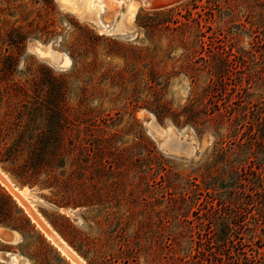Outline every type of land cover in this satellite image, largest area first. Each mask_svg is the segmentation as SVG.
I'll return each mask as SVG.
<instances>
[{"label":"rangeland","instance_id":"1","mask_svg":"<svg viewBox=\"0 0 264 264\" xmlns=\"http://www.w3.org/2000/svg\"><path fill=\"white\" fill-rule=\"evenodd\" d=\"M137 1L107 31L94 0H0V229L21 235L0 251L75 264L46 228L81 264L71 236L111 264H264V0Z\"/></svg>","mask_w":264,"mask_h":264},{"label":"bare ground","instance_id":"2","mask_svg":"<svg viewBox=\"0 0 264 264\" xmlns=\"http://www.w3.org/2000/svg\"><path fill=\"white\" fill-rule=\"evenodd\" d=\"M60 7L67 9L71 11L72 13L80 16L82 13L84 14V11L91 10V0H85L82 5L78 6L77 8L72 6L73 0H57ZM96 6H94V10L96 9V17L98 24L105 28L106 30L109 28V25L104 23L103 19L106 17L107 19L112 18V16L116 13V8L118 6L117 3H115L113 0H94ZM173 0H164L165 3L172 2ZM156 2H163V0H148L146 3L149 5H153ZM119 3V2H118ZM121 4V3H119ZM140 3L137 0H128L127 2V11H128V19L132 20L135 12L138 10ZM101 29V28H100ZM108 31V30H107ZM29 51H31L33 54H35L40 60L45 61L47 63H50L57 67L65 68L69 66L70 59L67 55L55 52L50 48L49 44H39L35 41H31L29 43ZM145 124L147 126V129L149 133L155 137L162 139V134H160L155 126H154V120L152 117H146L145 118ZM171 132V127L168 128L167 132ZM32 218L37 221V218L34 216V214L30 215ZM43 229V228H41ZM45 229L46 235L50 238L51 241L60 249V251L71 261H73L75 264H81L78 262V260L74 257V255L68 250V247H64L62 244L57 242L56 237L53 233L49 232V229ZM43 229V230H44ZM17 234V233H16ZM0 240L3 242H15L16 236L15 232L13 230L9 229H0ZM0 257L4 260L9 261L12 264H25L26 262H23L21 258H19L16 254H3ZM25 261V260H24Z\"/></svg>","mask_w":264,"mask_h":264},{"label":"trees","instance_id":"3","mask_svg":"<svg viewBox=\"0 0 264 264\" xmlns=\"http://www.w3.org/2000/svg\"><path fill=\"white\" fill-rule=\"evenodd\" d=\"M25 220L27 222H29V220H27L26 218H25ZM73 238H74L73 236L67 238L68 242L71 244V246L76 251H78L89 262V264H111V261L109 260V258H100V257H98L91 250L90 247H88L87 245H84L82 243L78 244L77 242L74 241ZM193 259L195 260V257H191V258H188V259H186V257H175V258H170L169 260L172 262V264H196L197 262L193 261ZM205 260L209 261L207 258ZM132 261L135 262V259H133ZM211 262H216L214 264H217L218 258L217 257H215V258L213 257ZM135 263L138 264V262H135ZM123 264H128V263H127V261H124ZM201 264H203V263H201Z\"/></svg>","mask_w":264,"mask_h":264},{"label":"crops","instance_id":"4","mask_svg":"<svg viewBox=\"0 0 264 264\" xmlns=\"http://www.w3.org/2000/svg\"><path fill=\"white\" fill-rule=\"evenodd\" d=\"M115 3H117L118 5H120L119 3H121L122 2V0H113ZM119 2V3H118ZM14 231V230H13ZM15 232V236H16V241L15 242H13V243H16V242H18V241H20L21 240V235L17 232V231H14ZM17 233V234H16ZM5 243H7V244H13V243H9V242H5ZM11 251V252H10ZM0 252H2V253H7V254H15V253H13L12 252V248L11 247H8L7 249L6 248H4V249H2ZM20 257V256H19Z\"/></svg>","mask_w":264,"mask_h":264}]
</instances>
